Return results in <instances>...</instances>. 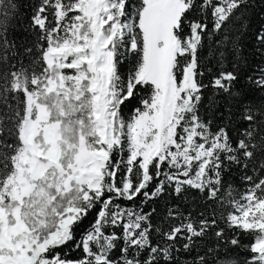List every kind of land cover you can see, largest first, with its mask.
<instances>
[{
    "label": "snow or ice",
    "instance_id": "6c2138e0",
    "mask_svg": "<svg viewBox=\"0 0 264 264\" xmlns=\"http://www.w3.org/2000/svg\"><path fill=\"white\" fill-rule=\"evenodd\" d=\"M250 7L0 0V264H264Z\"/></svg>",
    "mask_w": 264,
    "mask_h": 264
},
{
    "label": "trees",
    "instance_id": "16d2710c",
    "mask_svg": "<svg viewBox=\"0 0 264 264\" xmlns=\"http://www.w3.org/2000/svg\"><path fill=\"white\" fill-rule=\"evenodd\" d=\"M21 2L26 3V0H21ZM249 2L251 4V7L248 9L246 13L249 27L242 39L241 63L237 68V71L240 73L242 77L245 72H247L249 75H254L255 70H257L258 66H264V57H261L259 54L254 55L256 41L253 38L257 29L262 24H264V0H249ZM228 70H232L231 62H229L228 64ZM207 79L208 78L205 77V83H207ZM241 82H243V80ZM204 95H205L204 105L206 106L208 104L207 98L211 95V89L206 90ZM220 103L221 105H223V98H220ZM201 111L202 113L204 112L203 106ZM125 115H128V109H125ZM64 251H67V249H65ZM69 254L72 255L74 253H69Z\"/></svg>",
    "mask_w": 264,
    "mask_h": 264
}]
</instances>
